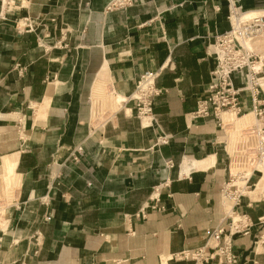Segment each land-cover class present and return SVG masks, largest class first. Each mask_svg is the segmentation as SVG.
Listing matches in <instances>:
<instances>
[{
    "label": "crops",
    "instance_id": "1",
    "mask_svg": "<svg viewBox=\"0 0 264 264\" xmlns=\"http://www.w3.org/2000/svg\"><path fill=\"white\" fill-rule=\"evenodd\" d=\"M109 2L0 0V177L21 180L0 227V264H203L174 256L225 224L222 189L238 159L226 130L192 113L216 67L207 46L230 28L227 1L107 12ZM238 2L264 14V0ZM146 72L159 73L160 95L140 119L117 100ZM98 83L117 89L119 108L95 126ZM256 192L235 208L256 224L234 238L237 264H264Z\"/></svg>",
    "mask_w": 264,
    "mask_h": 264
},
{
    "label": "built area",
    "instance_id": "2",
    "mask_svg": "<svg viewBox=\"0 0 264 264\" xmlns=\"http://www.w3.org/2000/svg\"><path fill=\"white\" fill-rule=\"evenodd\" d=\"M144 0H110L106 11L126 10ZM228 3V21L230 28L223 33H215L213 42L208 44L209 56L216 60V67L211 73V82L206 89V97L197 103L192 113L194 119L215 120L223 130L221 114L232 112L236 116L246 114L244 102L247 100L254 114L255 124L241 132L243 139H251L249 143L238 144V161L243 168L223 185V200L230 198L234 206L226 212L224 225L213 229L205 244L192 251H184L174 256L178 261L196 263L237 264L238 257L234 251V238L251 234L256 226L252 219L244 213L235 211L243 197L264 178V49L258 50L259 40L264 38V17L250 16L239 5L238 0H226ZM30 26V24L28 25ZM30 29L31 26H30ZM246 76L247 85L237 86L236 80ZM159 73L146 72L136 86L134 93L124 103L132 102L140 119L150 118L154 112V99L160 95L156 81ZM248 150V151H247ZM249 151L251 153H249ZM241 152V153H240ZM250 169L251 175L246 177ZM246 170V171H245ZM258 176L255 184L250 180ZM244 179L245 185L239 187L237 181ZM264 197V193H261ZM166 211V207H155ZM50 220V218H47ZM258 225L262 227L259 243L264 244V217Z\"/></svg>",
    "mask_w": 264,
    "mask_h": 264
},
{
    "label": "rangeland",
    "instance_id": "3",
    "mask_svg": "<svg viewBox=\"0 0 264 264\" xmlns=\"http://www.w3.org/2000/svg\"><path fill=\"white\" fill-rule=\"evenodd\" d=\"M260 43L263 45L264 47V38L260 41ZM99 84V83H98ZM99 90L101 89V92H99V95L97 96V98H99V102H98V109H100V113L97 116V121L94 122L95 126H98L102 123H104L106 120H108L113 113L117 112V109L119 108L118 105H115V100H117V98L115 99V97H117V95L115 96L113 95H109L108 91L110 90H114L117 93V89L110 85V84H105V83H100L99 84ZM230 118V120H233L239 124L243 123V122H250L253 123L255 120V118L251 115L248 116L245 120H241L238 121L236 119V117L232 114H228V115H224V118ZM224 127V125H223ZM220 129H222L220 127ZM223 130H226V132H233V126H230L229 128H223ZM230 143L233 145L232 139L230 140ZM240 162L237 161L236 163H233V165H235V167L233 166V170L237 171L239 168H243L242 164H240L241 166H239ZM261 189H259V186H257V192L256 194H253L252 196L258 195L260 193H264V178L261 179ZM260 180V181H261ZM20 178L18 176H16L14 173H12V171H9L8 175L6 176H1L0 177V227L5 228V225L7 223V221L5 220V215H6V209L11 206L14 201L18 200L19 198V194H20ZM245 185L244 182L237 184V186H243ZM254 187L250 190V191H254ZM251 194V193H250ZM225 204L227 206V209H231V207L233 206V202L231 200H225Z\"/></svg>",
    "mask_w": 264,
    "mask_h": 264
},
{
    "label": "bare ground",
    "instance_id": "4",
    "mask_svg": "<svg viewBox=\"0 0 264 264\" xmlns=\"http://www.w3.org/2000/svg\"><path fill=\"white\" fill-rule=\"evenodd\" d=\"M250 16H253V17H264V14H257V15H250ZM262 40V39H261ZM261 40H259V41H261ZM236 85L238 86H246L247 85V78H246V76L244 75V76H242V78L241 79H238L237 81H236ZM108 94L109 95H115V91L114 90H109L108 91ZM116 99V98H115ZM127 99H123V100H117V104L118 105H121L123 102H125ZM116 101V100H115ZM115 113H113V115H114ZM228 114H232V116L234 115L235 117H236V119L238 120V121H241V120H245L248 116H253L254 117V114L253 113H247V114H245V115H243V116H236L234 113H232V112H223L222 114H221V120H222V122H223V125H224V127L225 128H229L230 126H233V132H227V134H228V136H229V138H230V140L232 139V142H233V147H234V156H235V158H237L238 157V154H239V150L237 149L236 150V147L235 146H237L241 141H242V143H249V146H252L253 145V142H252V140L251 139H243L242 138V135H241V132L243 131V130H247V129H250L254 124H255V121L253 122V123H250V122H243V123H241V124H239V123H237V122H235V121H233V120H230V118H224V115H228ZM98 116V115H97ZM97 116L94 118V122H96L97 121ZM255 118V117H254ZM255 120V119H254ZM248 151V150H247ZM241 153V152H240ZM249 153H251L250 151H249ZM234 167H235V165H233ZM239 166H241L240 164H239ZM240 170H241V168H239L237 171L235 170H233V173H232V175L233 176H236L239 172H240ZM242 171V170H241ZM246 171V170H245ZM251 175V170L250 169H248L247 171H246V177H249ZM262 181V180H261ZM261 181H259V182H261ZM238 182L239 183H242V182H244L245 183V181H244V179H240V180H238L237 181V183H236V185L238 184ZM258 184V183H257ZM244 186V185H243ZM239 187H242V186H239ZM256 188H257V185H256ZM255 188V189H256ZM249 192H251V191H249ZM249 192L247 193V194H249ZM227 200H231L232 202H233V200L232 199H230V198H227ZM233 206H234V202H233ZM233 206L231 207V209H227V211L228 212H230L231 210H232V208H233Z\"/></svg>",
    "mask_w": 264,
    "mask_h": 264
}]
</instances>
